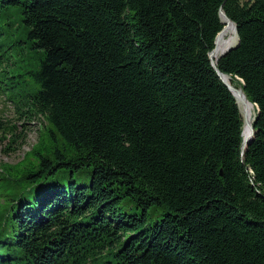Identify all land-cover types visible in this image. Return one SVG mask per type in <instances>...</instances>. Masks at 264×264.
<instances>
[{"label":"trees","instance_id":"1","mask_svg":"<svg viewBox=\"0 0 264 264\" xmlns=\"http://www.w3.org/2000/svg\"><path fill=\"white\" fill-rule=\"evenodd\" d=\"M0 93L48 125L2 169L0 264H264V0H0Z\"/></svg>","mask_w":264,"mask_h":264},{"label":"rangeland","instance_id":"2","mask_svg":"<svg viewBox=\"0 0 264 264\" xmlns=\"http://www.w3.org/2000/svg\"><path fill=\"white\" fill-rule=\"evenodd\" d=\"M236 42L237 36L232 46ZM4 95H0V175L4 167H15L30 159L37 144L46 138L48 130V125L41 118L28 120L18 117ZM253 114L254 117L255 108Z\"/></svg>","mask_w":264,"mask_h":264},{"label":"water","instance_id":"3","mask_svg":"<svg viewBox=\"0 0 264 264\" xmlns=\"http://www.w3.org/2000/svg\"><path fill=\"white\" fill-rule=\"evenodd\" d=\"M219 15L221 17V20H222V23L224 24V27L221 31L224 30L225 27H228L229 25H232L235 29V32H236V27L235 25L233 24V22L228 19L225 14L223 13V11L220 9V12H219ZM221 31L218 33L216 39H215V43L214 45L216 44V41H217V38L219 36V34L221 33ZM233 46L227 48L225 51H223L218 57L222 56L225 52H227L228 50H230ZM214 51H215V47L214 49L209 52V59L211 61V64L212 66L214 67V69L217 71V74L219 76V78L221 79V81L226 85V87L229 89V91L232 93V95L234 96V98L236 99V102L237 104L239 105V102H240V105H239V108L241 110V113H242V118H243V130H242V136H243V141H242V151H244V149L247 147V145L249 144V141L251 140V138L253 137V134H254V131H253V125H252V121L254 119H252L251 122L248 121L247 117H246V106H247V102H249L246 98V96L244 95L243 93V90L242 88H233L231 87L225 80H224V77H227L223 74H221L215 67V64H216V60L218 59V57L216 59H214ZM239 101V102H238ZM250 103V102H249ZM245 129L248 130V134L247 135H244V131Z\"/></svg>","mask_w":264,"mask_h":264},{"label":"bare ground","instance_id":"4","mask_svg":"<svg viewBox=\"0 0 264 264\" xmlns=\"http://www.w3.org/2000/svg\"><path fill=\"white\" fill-rule=\"evenodd\" d=\"M235 36H236V32L232 25L225 27L224 30L221 31V33L219 34L217 38L216 44H215V51H214V56H213L214 59H216L223 51H225L227 48L233 45ZM224 80L230 85L228 77H224ZM239 105H240V102H239ZM253 113H254V106L251 103L247 102L246 117L249 122H251L253 119V115H254ZM247 134H248V130L245 129L244 135H247Z\"/></svg>","mask_w":264,"mask_h":264}]
</instances>
